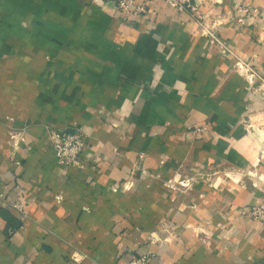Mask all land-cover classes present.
<instances>
[{
    "label": "crops",
    "instance_id": "0c3cea01",
    "mask_svg": "<svg viewBox=\"0 0 264 264\" xmlns=\"http://www.w3.org/2000/svg\"><path fill=\"white\" fill-rule=\"evenodd\" d=\"M137 1L149 12L119 20L105 0H0V173L25 205L23 217L0 199V264H129L151 250L150 264H264V223L246 212L264 200V98L195 23L162 0ZM241 1L205 0L200 11L211 21ZM257 5L255 19L217 35L264 77ZM18 123L31 148L13 157ZM198 124L211 131L192 143ZM76 127L87 134L84 169L61 166L49 135Z\"/></svg>",
    "mask_w": 264,
    "mask_h": 264
},
{
    "label": "built area",
    "instance_id": "2783aa9c",
    "mask_svg": "<svg viewBox=\"0 0 264 264\" xmlns=\"http://www.w3.org/2000/svg\"><path fill=\"white\" fill-rule=\"evenodd\" d=\"M105 1L114 4L116 10L120 12L121 17L124 20L146 15L150 10L148 2L146 1ZM204 1L205 0H162L165 6L174 10L178 15L186 19V21L195 23L200 28L201 34L216 44L222 55L232 57L233 66L237 72L248 81L250 87H261L264 90V77L257 71L254 64L249 59L238 54L217 35L219 27H222L227 22H235L237 25L244 26L249 23V21L260 15L261 8L257 5V0H242L234 11L227 13L225 16H219L211 21H209L208 18L200 11L201 5ZM206 131V128H198L194 133L196 135H201ZM54 149L58 163L61 166L65 168L72 166H76L81 169L85 168L86 165L83 160V153L86 149V137L81 130H77L76 132L59 133L54 143ZM174 183L181 185L184 188H193V181L191 179L181 180ZM173 187L174 185H172V188ZM125 188L128 187L125 186ZM0 199L6 206L17 211L21 214V216H25V205L20 201H15L11 198L1 173ZM246 212L247 215L255 222L264 223V200L252 205ZM162 230L165 231V229ZM174 238L175 235L168 233L164 239L154 236L153 242L168 241L173 240ZM154 256L155 252L151 250L142 256H133L129 264H150V260ZM75 260H80V257L76 256Z\"/></svg>",
    "mask_w": 264,
    "mask_h": 264
},
{
    "label": "rangeland",
    "instance_id": "374dc122",
    "mask_svg": "<svg viewBox=\"0 0 264 264\" xmlns=\"http://www.w3.org/2000/svg\"><path fill=\"white\" fill-rule=\"evenodd\" d=\"M118 14H119L118 19L119 20H123V18L121 17L120 12H118ZM8 16H9V13L4 15L2 20H4V19L7 20ZM0 29H1V34H2V38H3L1 43H0V72H3V70H8V68H9V55H7V53L9 52L8 51V42H7V34H8L7 23L2 22ZM3 35H6V39H4L5 37H3ZM23 69H24V65H22V70ZM246 82H247V88L250 89V91L256 92V93L260 94L264 98V90L261 87H259V88L250 87V85H249L247 80H246ZM1 83H2V86L0 88V94L1 95L7 94V86H8V75L7 74H2L1 75ZM2 99L7 101V98L2 97ZM256 115H257V118H258L255 121L256 122V129L264 130V111L263 112H259ZM249 125H251V124H249ZM115 126L119 127L118 123L115 124ZM29 127L30 126H29L28 123H18L16 126H14L13 128H11L9 130V144L11 145L12 150H13L12 151V156L13 157H15L18 154V152L21 149H23V148H25L27 150H30L31 145H30V143L28 141V136H27L28 131H29ZM198 128L199 129L200 128L201 129L202 128H206L207 131L203 132V134H201V135H196L194 132ZM77 130H81L84 133L85 137L87 138V134H86V132L84 131V129L82 127H76L73 130H69V129H59V130H57V129L50 128L49 129V135H50V138H51V140L53 142V146H54V143L56 141V137H57V135L59 133H61V132H76ZM190 131H191V134H192L191 136L192 137L189 138V141H191L193 143V142L201 141L205 137L209 136L208 134H210L211 127L208 124H198V125H195L194 127H192ZM261 137H262L261 139H264V131L261 132ZM57 162H58V160H57ZM218 173H220V172H218ZM200 176H201V174L197 173L194 176V178H200ZM194 178H193V180H194ZM186 179H191L192 180V177H189V178L186 177L184 179H182L181 177L180 178H176V180H174L173 182H179L181 180H186ZM133 184L127 183L124 186H127L128 187L127 189H132L133 188L132 187ZM152 238H153V236H152ZM152 241H153V239H152Z\"/></svg>",
    "mask_w": 264,
    "mask_h": 264
},
{
    "label": "trees",
    "instance_id": "16d2710c",
    "mask_svg": "<svg viewBox=\"0 0 264 264\" xmlns=\"http://www.w3.org/2000/svg\"><path fill=\"white\" fill-rule=\"evenodd\" d=\"M12 225H13V226H15V225L18 226V223L15 222V223H13Z\"/></svg>",
    "mask_w": 264,
    "mask_h": 264
},
{
    "label": "water",
    "instance_id": "95a60500",
    "mask_svg": "<svg viewBox=\"0 0 264 264\" xmlns=\"http://www.w3.org/2000/svg\"><path fill=\"white\" fill-rule=\"evenodd\" d=\"M114 5V4H113Z\"/></svg>",
    "mask_w": 264,
    "mask_h": 264
}]
</instances>
